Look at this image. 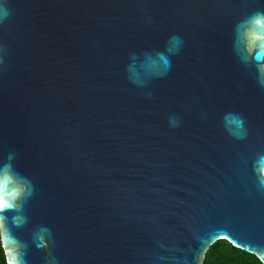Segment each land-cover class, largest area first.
<instances>
[{"label": "water", "instance_id": "obj_1", "mask_svg": "<svg viewBox=\"0 0 264 264\" xmlns=\"http://www.w3.org/2000/svg\"><path fill=\"white\" fill-rule=\"evenodd\" d=\"M0 198L7 264H264V0H0Z\"/></svg>", "mask_w": 264, "mask_h": 264}, {"label": "trees", "instance_id": "obj_2", "mask_svg": "<svg viewBox=\"0 0 264 264\" xmlns=\"http://www.w3.org/2000/svg\"><path fill=\"white\" fill-rule=\"evenodd\" d=\"M0 264H7L0 239ZM202 264H263L255 255L234 247L227 240L214 242L205 254Z\"/></svg>", "mask_w": 264, "mask_h": 264}, {"label": "clouds", "instance_id": "obj_3", "mask_svg": "<svg viewBox=\"0 0 264 264\" xmlns=\"http://www.w3.org/2000/svg\"><path fill=\"white\" fill-rule=\"evenodd\" d=\"M16 190L14 189V192ZM19 194H25V185H24V182H23V179L20 180V184H19ZM17 206L15 204H12V203H8L6 204L5 203V200L3 198H0V233H2L6 226H7V223H6V218L4 216V212L6 209H13V208H16ZM17 218H13V222L15 223V220Z\"/></svg>", "mask_w": 264, "mask_h": 264}]
</instances>
